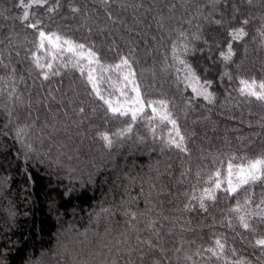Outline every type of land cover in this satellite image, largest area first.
<instances>
[{"label":"trees","instance_id":"trees-1","mask_svg":"<svg viewBox=\"0 0 264 264\" xmlns=\"http://www.w3.org/2000/svg\"><path fill=\"white\" fill-rule=\"evenodd\" d=\"M125 75L175 128L109 110ZM241 80L264 82V0H0V264H264V180L190 210L264 158V101Z\"/></svg>","mask_w":264,"mask_h":264},{"label":"snow or ice","instance_id":"snow-or-ice-1","mask_svg":"<svg viewBox=\"0 0 264 264\" xmlns=\"http://www.w3.org/2000/svg\"><path fill=\"white\" fill-rule=\"evenodd\" d=\"M34 3H40L41 0H33ZM46 2V0H45ZM249 2H251V0H249ZM103 3H108V0H103ZM53 9H49V11H52ZM73 12H76L78 11L77 9L73 8L72 9ZM28 18V12L26 11L24 13V16H23V20H27ZM245 24L248 23L247 20L244 21ZM29 27H32V25H29ZM55 35V34H53ZM231 35L233 36L234 39H238L242 36L245 35L243 29H239L233 33H231ZM40 38H41V46H43V41L44 40H48L49 43L52 42V37L49 36V35H46L44 32H40ZM57 40H59V37H56ZM65 44L69 45V51H72L73 49V46L71 44L70 41H64ZM75 48H78V49H83V45H75L74 46ZM231 56V46H229V54L227 56L224 57L225 60L229 59ZM87 58L89 59V63L91 64L94 60V54L89 52L87 54ZM181 63H183V61H181ZM122 64L127 66L128 65V61L125 59L122 61ZM37 66L40 67L39 63H37ZM49 67H51V65H49ZM117 68H120L121 65H117L116 66ZM132 74L129 73V76H131ZM129 76H125L124 79L127 81L129 80ZM194 76V74H193ZM93 81V77H92V74L91 72L89 73V82H92ZM131 82V81H129ZM241 85H243V87L240 88V92L241 94H246L250 97H254L256 100H259V101H264V82H261L259 84H257V82L255 80L249 82V81H246V80H241L240 81ZM259 89V90H257ZM94 90L95 89V86H94ZM194 91H196V89H193ZM133 91H135L137 93V98L136 100L134 101L135 104H139L141 106L140 110H142L143 108V101L140 100L139 98V89L137 87H133ZM99 94V93H98ZM199 94V93H198ZM210 95L209 93H204V98L209 100V102H211L210 100ZM105 104L108 105V108L109 110L115 115V114H119L121 116L123 115H126L127 112L129 111V109L127 108H124L123 106H120V107H113L112 105V102L110 100H105L104 101ZM161 106L162 107H165L166 108V105H164V103L161 101L160 102ZM151 106V105H150ZM153 112L155 113L156 112V108L153 107ZM137 119V115H136V111L133 110L132 111V120L135 121ZM161 119L163 121H167L169 123H171L173 125V128H175V125H176V121L175 120H171L169 119V114L167 112L163 113L161 115ZM126 132H130L131 131V126L128 127V129L125 130ZM124 133H121V135H123ZM176 136H178L180 139H179V142H177L176 140L172 139V140H169V143L170 144H173L175 147L177 148H180L182 151L184 150L183 149V140L184 138L182 136H180V132L179 130L177 129L176 130ZM101 138L105 141V146L106 147H111V144H112V141L111 139L109 138V136L107 134H101ZM232 164H229V176L232 175ZM238 176L240 177V180H239V183L236 185V187H232V181L231 179H229L228 183H229V189L228 191L230 193H234L235 191H237V189L242 186V185H246V184H249V183H254L258 180H264V158H257L255 160H250L248 161L247 165H242L240 166L239 168V173H238ZM220 187V184L217 182L216 183V188H219ZM208 192V195H207V199H214L215 197L212 195V191H209V190H206ZM202 201H203V198H202ZM201 201V207L203 208L204 207V204L203 202ZM262 203H264V201H262ZM239 209H237L238 211ZM241 219V224L242 226L245 228V229H249L250 228V225L245 221L244 217H240ZM216 244L218 246V248L220 249L221 252H223V249H224V245L220 242V241H216ZM256 245L257 246H260L261 248H264V239H257L256 240ZM216 253L214 252V255ZM235 264H244V262L241 260V261H237L235 262Z\"/></svg>","mask_w":264,"mask_h":264},{"label":"rangeland","instance_id":"rangeland-1","mask_svg":"<svg viewBox=\"0 0 264 264\" xmlns=\"http://www.w3.org/2000/svg\"><path fill=\"white\" fill-rule=\"evenodd\" d=\"M39 40H40V48L44 51L45 50H49L52 52H64L66 54L72 55L74 57H76L79 60L85 59L88 64H89V59L87 58V53L83 52L81 50H79L78 48H75L73 46L72 51H69V45L65 44L64 41L61 40H57V39H53L52 38V42L49 43L48 40H44L43 41V46H41V38H40V34H39ZM127 76V75H125ZM131 81V82H129ZM135 85L133 84V81L131 78H129V80H127L126 84H125V90L124 91H120L118 93V96L113 97V98H107L105 100H110L112 102L113 107H120L123 106L124 108L129 109V111L127 112V114L132 115V111L135 110L136 111V115H138L139 113L143 112L145 109H150L153 112V105L151 106H146L143 103V108L142 110H140L141 106L139 104H135L134 101L137 98V93L135 91H133V87ZM136 87V86H135ZM259 90V89H257ZM139 98L141 99V96L139 94ZM108 106V105H107ZM154 113V112H153ZM156 116L159 115V117H161L162 114H160L159 112L154 113ZM247 165V164H246ZM242 166V165H240ZM240 166H233L232 167V175L229 176V168L227 169L224 177L219 178L211 188L207 189L209 191H212V195L214 196L215 193L218 192V190L222 187V185H225V187L227 189H229V179H231L232 181V187H236V185L239 183L240 177L238 176L239 173V168ZM220 184L219 188H216V183ZM208 192L205 190L201 193H199V195L197 196L198 198H196L198 205L196 207L191 206L190 210L193 212H197V211H203L205 206H206V202L210 199H207ZM203 198V201H202ZM201 201L204 204V207H201Z\"/></svg>","mask_w":264,"mask_h":264}]
</instances>
